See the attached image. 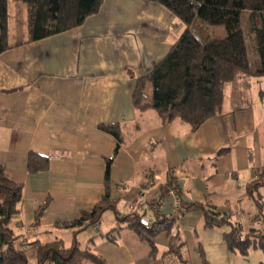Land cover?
I'll list each match as a JSON object with an SVG mask.
<instances>
[{
  "label": "crops",
  "instance_id": "crops-1",
  "mask_svg": "<svg viewBox=\"0 0 264 264\" xmlns=\"http://www.w3.org/2000/svg\"><path fill=\"white\" fill-rule=\"evenodd\" d=\"M175 20L157 3L103 0L81 25L36 41L27 42L25 14V37L6 40L0 167L22 185L8 227L26 255L33 242L58 240L77 242L106 264H251L248 252L229 251L223 236L235 224L244 235L264 230V76L239 74L225 84L221 111L196 130L180 118L163 121L151 107L138 109L135 81L170 50ZM103 125H113L120 141ZM29 153L47 157V169L29 173ZM110 158L115 210L78 232L62 227L100 200ZM151 202L160 205L158 216L146 212L150 221L185 205L170 231L154 236V249L116 217ZM207 211L228 223L206 226Z\"/></svg>",
  "mask_w": 264,
  "mask_h": 264
},
{
  "label": "trees",
  "instance_id": "trees-1",
  "mask_svg": "<svg viewBox=\"0 0 264 264\" xmlns=\"http://www.w3.org/2000/svg\"><path fill=\"white\" fill-rule=\"evenodd\" d=\"M13 1L24 7L27 42L77 27L98 13L103 4V0ZM146 1L166 8L185 28L163 59L146 76L135 81L132 102L138 109L151 107L163 121L180 118L192 130H196L204 121L221 111L225 84L239 74L264 76V0ZM5 22L6 0H0V52L10 48L5 39ZM202 26L205 30L218 26L223 31L218 36H212L204 32ZM148 89L149 94L146 92ZM100 128L120 141L113 125ZM117 149L118 145L114 152ZM111 160L106 162L105 187L100 200L89 211H83L77 219L61 224L62 227L78 232L96 225L105 211L115 210V203L109 198ZM47 167V157L28 154L29 173H37ZM172 189L176 190V187ZM168 192L166 188L164 195ZM21 196L22 185L12 181L0 167V264H28L25 252L16 247V237L8 227L10 219L18 212ZM159 205L160 202H151L146 209H141L142 212L134 210L121 216L116 214V217L120 222L127 223L140 239L154 249V236L170 231L173 225V220L168 216L160 219L157 217L153 221L145 218L147 211L158 216L155 211ZM180 208L184 212L185 205H180ZM194 208L201 207L194 205ZM205 214L208 227L228 223L225 216L219 218L208 211ZM232 226V230L223 236L229 251L246 255L247 248L253 244L264 255L263 228L251 229L244 235L239 224ZM30 248L34 251L36 264H106L88 248H80L77 242L69 247L58 240L49 243L33 242ZM257 264H264V259Z\"/></svg>",
  "mask_w": 264,
  "mask_h": 264
},
{
  "label": "rangeland",
  "instance_id": "rangeland-1",
  "mask_svg": "<svg viewBox=\"0 0 264 264\" xmlns=\"http://www.w3.org/2000/svg\"><path fill=\"white\" fill-rule=\"evenodd\" d=\"M7 5H9L8 10H7ZM16 7H19V9H17ZM175 23L177 26H174L173 34L175 35L177 34V36H179V34L183 31L185 27L177 19L175 20ZM201 28L204 29L203 26ZM4 29L6 35L5 39L11 43L19 41L25 37V13L22 7L14 3H11L10 1H6V22ZM206 31L209 34L211 33L212 36H218L221 34L223 30L221 27L213 26L211 29L208 28L207 30L204 29V32ZM148 97L149 96H147L146 99ZM148 100L149 98L146 101ZM262 191H264V189ZM263 214H264V198H263ZM262 226L264 227V224ZM224 227L226 230L228 229L227 226ZM247 249H248L247 252L252 260L251 264H257L260 260L264 259L263 252L258 248H255L253 244L249 245ZM254 252H256L258 255L255 254ZM26 256H27L28 264H36L35 255L33 252H30ZM245 260L248 259L246 258Z\"/></svg>",
  "mask_w": 264,
  "mask_h": 264
},
{
  "label": "built area",
  "instance_id": "built-area-1",
  "mask_svg": "<svg viewBox=\"0 0 264 264\" xmlns=\"http://www.w3.org/2000/svg\"><path fill=\"white\" fill-rule=\"evenodd\" d=\"M181 214H182V210L180 208L179 203L177 202L174 206V211L170 215V218L173 220H177L178 218H180Z\"/></svg>",
  "mask_w": 264,
  "mask_h": 264
}]
</instances>
